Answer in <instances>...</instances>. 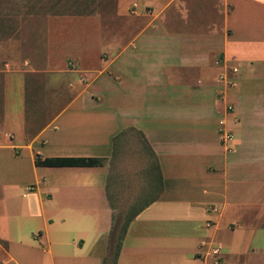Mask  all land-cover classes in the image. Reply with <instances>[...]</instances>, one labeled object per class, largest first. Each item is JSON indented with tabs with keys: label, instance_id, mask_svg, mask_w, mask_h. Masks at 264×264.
Instances as JSON below:
<instances>
[{
	"label": "crops",
	"instance_id": "0c3cea01",
	"mask_svg": "<svg viewBox=\"0 0 264 264\" xmlns=\"http://www.w3.org/2000/svg\"><path fill=\"white\" fill-rule=\"evenodd\" d=\"M50 6L26 18L44 27L42 68L0 63V264H107L120 219L113 264H215L213 249L225 264L228 234L242 264L237 233L264 228V0Z\"/></svg>",
	"mask_w": 264,
	"mask_h": 264
},
{
	"label": "rangeland",
	"instance_id": "374dc122",
	"mask_svg": "<svg viewBox=\"0 0 264 264\" xmlns=\"http://www.w3.org/2000/svg\"><path fill=\"white\" fill-rule=\"evenodd\" d=\"M25 0H0V63L12 62L16 60L18 62L29 61L30 65H33L36 69L42 68L44 61V42L43 31L44 27L39 24V19H35L34 25L27 22V15L29 13L34 14L35 18H41L46 13H58V9L51 8L50 4L52 0H34V7L31 10H22L20 6ZM16 7V8H15ZM7 63V64H8ZM67 68L73 69V63L71 59H67L65 62ZM50 93L43 94V100L48 103V99L52 98ZM49 107H42V113ZM120 221V222H119ZM118 221L121 224L123 219ZM241 234V235H240ZM242 236V232L237 233L239 237H242L243 241H249L248 253L241 258L242 264H264V251L259 253L257 249L264 248V228L256 232L245 233ZM235 234H228L222 240V255L228 254L225 264H229L233 257L230 253L233 251L224 249L229 243H234ZM247 239V240H246ZM116 240L114 238L109 240L108 235L102 239V241L110 244V250L107 264L112 259V254L116 247ZM252 249H255L252 252Z\"/></svg>",
	"mask_w": 264,
	"mask_h": 264
},
{
	"label": "trees",
	"instance_id": "16d2710c",
	"mask_svg": "<svg viewBox=\"0 0 264 264\" xmlns=\"http://www.w3.org/2000/svg\"><path fill=\"white\" fill-rule=\"evenodd\" d=\"M35 166H48V167H92L98 166L99 161L96 159H46L42 162H39L37 159L34 161ZM126 228V223L117 226V223L114 224L111 232L109 233V240L113 239L114 236L117 238L116 247L112 254V260L110 264L114 263V259L117 254L118 246L124 235Z\"/></svg>",
	"mask_w": 264,
	"mask_h": 264
},
{
	"label": "built area",
	"instance_id": "2783aa9c",
	"mask_svg": "<svg viewBox=\"0 0 264 264\" xmlns=\"http://www.w3.org/2000/svg\"><path fill=\"white\" fill-rule=\"evenodd\" d=\"M235 74H236V69L234 67H230L228 74L226 75L222 74L218 77V81L220 82L221 87H223L224 90L232 89L235 87L236 85ZM223 97L224 95H222V91H221V93L218 94V99L223 100ZM224 109L226 112H229L232 110V107L229 105H226ZM218 125L219 127L217 130V134L219 138V143L226 151H230L231 150L230 144L232 141V136L230 132L223 127L222 121H219ZM211 253L214 256V263L215 264L219 263V261L221 260V257L218 253V249H213Z\"/></svg>",
	"mask_w": 264,
	"mask_h": 264
}]
</instances>
